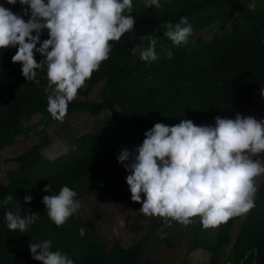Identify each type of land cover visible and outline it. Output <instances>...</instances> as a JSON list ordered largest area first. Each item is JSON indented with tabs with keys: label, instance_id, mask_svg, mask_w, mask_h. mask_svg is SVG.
I'll return each mask as SVG.
<instances>
[{
	"label": "trees",
	"instance_id": "trees-1",
	"mask_svg": "<svg viewBox=\"0 0 264 264\" xmlns=\"http://www.w3.org/2000/svg\"><path fill=\"white\" fill-rule=\"evenodd\" d=\"M141 1L144 0H132V11ZM251 1L195 0L166 16L159 28L144 34L158 38L155 52L159 58L152 62L140 57L132 61L133 51L141 44L147 45L141 39L143 35L133 30L119 41L111 42L109 58L69 103L63 122L76 118L93 122L109 115L121 126L122 114L127 113L131 118L127 120L129 132L91 130L87 124L78 130L72 147H64L52 160L45 159L33 142L24 145V150L10 159L17 167L6 170L0 178V264H40L31 258L28 245L44 240L52 241V251L63 249L72 259L79 256L78 251L88 248L94 251L98 247L99 252L94 251L82 264H121L128 262L126 259L130 260L128 264L138 263V244L123 250L114 243L110 253H105L104 243L94 235L79 210L65 224L56 227L49 220L42 199L45 195H58L66 185L77 193L78 201L108 199L119 205L129 201L136 211L134 226L138 229L140 221L147 216L139 211L141 203L130 198L125 181L128 173L117 162L121 149L139 147L144 133L158 122L172 126L181 120H191L203 126L215 124V117L226 118L237 112L264 113V98L260 94L264 88V11L243 17L242 11ZM0 4L27 21L19 2L9 5L6 0H0ZM181 17H187L192 27L186 47L173 46L164 36L165 25L175 24ZM221 20L230 22L229 29L204 41L202 32ZM47 38L45 30L40 40ZM167 50L173 54L171 59L166 58ZM15 52V47L0 50V152L14 143L15 135L23 128V120L41 115L49 118L50 125L58 122L46 110V68L36 70L39 84L26 81L21 64L11 61ZM35 59L39 63L43 57L36 53ZM48 184L51 191H42ZM8 195L13 196L12 202L2 204ZM26 195L32 196L30 203L24 202ZM18 203L21 215L39 216L23 233L10 231L4 219L5 211H16ZM237 219L231 218L218 226L217 243L205 246L210 254L209 264L220 263L221 246L229 242L230 230ZM163 224L162 218L155 219L151 229ZM81 228L85 229L84 236L79 234ZM231 260L232 264H264V179L255 193L254 207L233 242Z\"/></svg>",
	"mask_w": 264,
	"mask_h": 264
},
{
	"label": "clouds",
	"instance_id": "clouds-1",
	"mask_svg": "<svg viewBox=\"0 0 264 264\" xmlns=\"http://www.w3.org/2000/svg\"><path fill=\"white\" fill-rule=\"evenodd\" d=\"M17 2L28 19L0 4V50L16 48L11 61L21 64L26 81L39 84L36 70L46 68V110L62 122L69 103L109 58L111 42L133 30L132 0H6L9 5ZM144 7L159 9L161 3L144 0ZM165 28L164 36L173 46L188 45L192 27L187 17L175 24L169 22ZM45 30L48 38L41 41ZM141 39L147 46L140 52V59L157 60L158 38L147 34ZM36 53L43 57L39 63ZM165 55L168 59L173 56L171 50ZM260 94L264 98V88ZM214 119L215 126H197L191 120L172 126L158 122L144 133L139 147L120 150L117 162L128 173L125 181L130 198L141 203L139 211L144 216L162 218L169 227L173 221L188 226L199 217L202 228L209 229L234 217L246 218L254 207L255 178L264 174V165L256 158L264 154V119L258 121L239 113L234 119ZM42 191H51V185ZM76 196L65 185L58 195L43 197L47 216L56 227L80 209ZM12 200L8 195L2 204ZM31 201V195L24 197L25 203ZM38 217L36 213L21 215L20 203L16 211L4 213L7 228L21 233ZM113 233L118 235L117 229ZM79 234L84 236L85 229L81 228ZM28 247L31 258L40 264H74L68 254L51 250V240Z\"/></svg>",
	"mask_w": 264,
	"mask_h": 264
},
{
	"label": "rangeland",
	"instance_id": "rangeland-1",
	"mask_svg": "<svg viewBox=\"0 0 264 264\" xmlns=\"http://www.w3.org/2000/svg\"><path fill=\"white\" fill-rule=\"evenodd\" d=\"M193 1L195 0H161V8L159 9L155 7L145 9L144 1L139 2L131 13L135 18L133 32L144 35L159 28L166 16L175 14ZM263 11L264 0H252L248 7L242 11V16L246 17ZM229 27V21L221 20L210 24L200 36L204 41H210L216 35L228 30ZM146 46L141 44L133 51L132 61L140 57V52ZM237 113L244 117L251 116L258 121L264 119V113L253 111ZM237 113L226 118L234 119ZM129 119H131L130 116L123 113L121 126L119 122L111 120L109 115H104V117H100L93 122H89L84 118H76V120H66V122L58 121L52 125L49 124L48 117L41 115H34L29 120H23V128L15 135L14 143L0 152V178H3V173L6 170L17 167L10 159L24 150L26 144L35 143L41 155L45 159L52 160L59 155L64 147H67V149L72 147L77 132L82 126L89 124L91 130L105 128L108 131L112 130L114 133H127L129 132L127 120ZM206 125L215 126V124H205L203 126ZM256 158L264 165V154ZM263 179L264 174L255 178L256 191ZM79 202L81 205L79 209L80 216L88 220L94 235L104 243L102 249L105 253H110L111 246L114 243H118L123 250H129L136 244L139 245L138 263L134 261L133 264H209L210 254L205 250V246L216 244L218 241V228L203 229L199 217L193 218V223L188 226L173 221L170 227L164 223L162 227L155 230L151 229L152 221L160 218L146 217L140 221V226L136 229L134 226L136 211L129 201L124 205H119L108 199L98 201L94 198H85L79 200ZM244 219L245 217H238L231 228L229 242L221 246L219 264H232L231 248ZM121 222H123V227H120ZM113 229H117L118 235L113 233ZM58 250L65 253L63 249ZM94 251L98 253L99 248L97 247ZM94 251L89 248L87 251H78L79 256L73 259L74 264H82L86 257L88 258L94 254ZM73 256H77V253H73ZM126 260L130 262V260ZM128 262L121 264H128Z\"/></svg>",
	"mask_w": 264,
	"mask_h": 264
}]
</instances>
